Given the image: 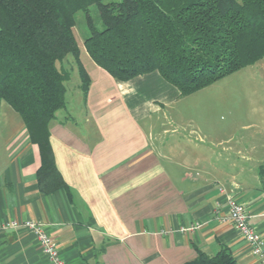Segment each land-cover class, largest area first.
Wrapping results in <instances>:
<instances>
[{"label":"crops","instance_id":"crops-1","mask_svg":"<svg viewBox=\"0 0 264 264\" xmlns=\"http://www.w3.org/2000/svg\"><path fill=\"white\" fill-rule=\"evenodd\" d=\"M78 43L91 77L87 97L77 81L84 113L57 115L50 126L67 185L40 190L39 145L22 118L1 113L14 127L0 131V222H42L66 264H183L197 247L212 255L222 245L238 264H264L226 218L229 199L239 200L264 238V159L254 180L220 169L215 160L231 148L214 149L211 131L180 111L178 87L159 72L117 80ZM0 264L52 263L34 232L19 227L0 231Z\"/></svg>","mask_w":264,"mask_h":264},{"label":"trees","instance_id":"trees-1","mask_svg":"<svg viewBox=\"0 0 264 264\" xmlns=\"http://www.w3.org/2000/svg\"><path fill=\"white\" fill-rule=\"evenodd\" d=\"M76 28L117 80L159 72L181 96L264 58V0H0V106L21 116L40 147L43 193L67 185L50 142L71 78L58 63L71 54L86 97L91 85ZM258 174L264 190V163ZM197 251L183 264H238L226 245L212 255Z\"/></svg>","mask_w":264,"mask_h":264},{"label":"rangeland","instance_id":"rangeland-1","mask_svg":"<svg viewBox=\"0 0 264 264\" xmlns=\"http://www.w3.org/2000/svg\"><path fill=\"white\" fill-rule=\"evenodd\" d=\"M96 12L97 8L94 5L92 13L95 15ZM82 16L80 12L78 17ZM86 26L85 21L82 20V31ZM76 33L78 40L83 41L78 28ZM61 64L70 71L71 78L67 81L68 104L66 108L59 110L57 115L65 116L70 112L76 117H81L84 113V103L76 93L79 77L77 65L71 54L62 63H58V65ZM180 103V111L194 118L204 131L208 133L211 131L209 139L212 141H209L214 144V149L220 152L224 148H231L218 159L214 156L217 159L214 164L228 171L230 175L239 174L238 179L254 180L256 169L254 165L264 159V58L183 97ZM2 105L0 114H9L11 118L14 115L15 118L12 120L15 123L16 119L21 120V116L7 102L3 101ZM4 117L7 118V116H0V131L14 127L7 124L9 121L3 120ZM220 140L224 142L220 143ZM239 149L241 153H238ZM242 165L243 173L240 171Z\"/></svg>","mask_w":264,"mask_h":264},{"label":"built area","instance_id":"built-area-1","mask_svg":"<svg viewBox=\"0 0 264 264\" xmlns=\"http://www.w3.org/2000/svg\"><path fill=\"white\" fill-rule=\"evenodd\" d=\"M223 190V189H222ZM226 218L234 223L242 237L248 243L252 253L264 263V238L251 223V213L239 200L229 199V213ZM27 228L34 232L43 252L52 264H66L54 237L46 230L45 225L36 219H12L0 222V231L12 228ZM200 224L182 227L183 230L199 228Z\"/></svg>","mask_w":264,"mask_h":264}]
</instances>
